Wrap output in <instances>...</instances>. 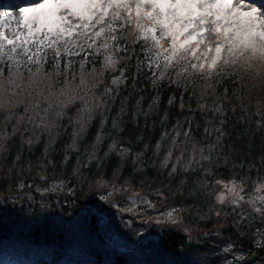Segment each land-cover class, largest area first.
Segmentation results:
<instances>
[{"label": "trees", "instance_id": "1", "mask_svg": "<svg viewBox=\"0 0 264 264\" xmlns=\"http://www.w3.org/2000/svg\"><path fill=\"white\" fill-rule=\"evenodd\" d=\"M107 22L39 64L0 51V264H264V208L218 199L222 182L264 185V73L165 66L128 17ZM141 197L177 221L120 238L103 205Z\"/></svg>", "mask_w": 264, "mask_h": 264}, {"label": "snow or ice", "instance_id": "2", "mask_svg": "<svg viewBox=\"0 0 264 264\" xmlns=\"http://www.w3.org/2000/svg\"><path fill=\"white\" fill-rule=\"evenodd\" d=\"M145 5L150 6L146 11L144 10ZM231 7L232 0H135L134 4H130L129 0H55V2L45 0L38 7L24 13L27 32L17 33L11 38L0 32V51L10 46V52L23 55L27 61L39 64L41 46L46 45L53 49L54 58L61 55L56 48V45L59 44L67 45L71 41V47H79L83 50L85 45L74 42V37L83 36L85 40H91L92 35L89 34L91 29H95L93 33L95 37L102 36L106 31L115 32L113 23H106L109 15L111 14L112 21L121 20L120 12L113 10L123 9L128 13L129 23H131L130 17L133 15L134 8L137 21L135 26L140 31L141 38L152 41L154 46L160 47H162L161 39L170 41L169 47L164 48V52L168 53L164 59L169 65L177 59H185L187 56L197 60L203 57L204 60H207L208 53L214 52L207 65L208 68H214L222 59V53L227 51L228 54L235 55L236 49L239 47V45L233 44L235 36L230 35L231 29L225 28L220 23L223 19V10ZM61 9L67 10V14L60 15ZM244 15L255 19L254 13L247 12ZM29 16H32L33 20L37 22L35 27L27 23ZM142 16L152 21L150 28L139 23ZM73 20L77 22L73 23ZM98 25H104V27L97 28ZM157 28L163 29L159 36H157ZM252 37L256 39H251ZM109 39L116 40L117 37L112 35ZM257 40L264 42V20H256L255 25L246 34V41L242 43L245 48L251 47L252 51H256ZM206 41L209 42L201 50V45H205ZM225 42H227V47ZM87 47L91 48L92 44H88ZM103 47L107 48L108 44L105 43ZM65 52L69 55L79 54L72 53L69 48H65ZM239 54L243 55L244 53L240 52ZM107 62L109 66L115 64L111 56L107 57ZM191 67L203 69L205 64L203 62L199 65L191 64ZM112 82L117 84L123 81L114 79ZM173 99H170L168 103L172 104ZM38 108L39 105H37ZM216 111L220 110L216 109ZM50 123L51 121H49ZM41 130L47 131L48 129L45 127ZM204 131L208 135L212 134V130L209 128H205ZM215 131L218 133V137L225 135L220 129ZM187 134L188 130H185V135ZM31 142L30 139L26 141L29 144Z\"/></svg>", "mask_w": 264, "mask_h": 264}, {"label": "rangeland", "instance_id": "3", "mask_svg": "<svg viewBox=\"0 0 264 264\" xmlns=\"http://www.w3.org/2000/svg\"><path fill=\"white\" fill-rule=\"evenodd\" d=\"M14 2V1H13ZM45 0H18L15 3H10L8 0L3 4L0 5V32L4 33L9 38L13 37L15 34H24L27 32V24H25V17L24 13L27 12L29 9H34L38 7L40 4L44 3ZM55 2V0H52ZM130 4H134L135 0H129ZM254 3H258L257 0L253 1H246L245 4L242 6L240 2L236 0H232V7L230 9L223 10V19L220 21L221 24L225 28H230L231 33L230 35L235 36L233 40V44L239 45L236 49L235 55H230L227 53H222V59L218 61L214 68H208L207 65L210 63L214 52L208 53L207 60H204L203 57L200 60H197L191 56H187L185 59H182L180 62V66H184L187 63L199 65L200 63H204L205 67L200 69L197 67L198 71L205 72L206 75H210L217 70V68L222 67L223 65H248L254 68V72L256 74H263L264 73V42L259 40L256 41V51H252L251 47L245 48L242 42L246 41V34L250 31V28L255 25L256 20H264V16L259 14L258 8ZM150 6L145 5L144 10H148ZM113 11H119L120 15L124 12L121 17H128L129 15L123 9H114ZM135 9L133 8V15L130 17V20L134 25H136V17L134 15ZM251 12L255 14V19L245 16L244 13ZM60 15H66L67 10L61 9ZM72 19V17H69ZM112 20L111 14L109 15L108 20ZM77 21L73 20V23ZM27 23L32 24L33 27L36 26V21L33 20L32 16L27 18ZM107 23V21H106ZM139 23L144 25L146 28H150L152 26V21L148 20L146 17L142 16L139 20ZM104 27V25H98L97 28ZM136 27V26H135ZM137 30V28H136ZM259 30V29H257ZM95 29H91L90 32L94 33ZM163 31L161 28H157V36ZM104 35V34H103ZM102 35V36H103ZM138 41L141 44L145 45L149 49H151L153 53V60L157 62L164 63L165 66L168 65L164 57L168 55L167 52H164V48L169 47L170 41L168 39H161L160 46H154V42L144 40L141 38V33L139 31ZM83 36L78 38L74 37V40L82 39ZM183 39V38H182ZM251 39H256L252 37ZM209 41H206L205 45H201V50L205 48ZM226 47L227 42H225ZM195 47V45H193ZM243 52V55L239 53ZM199 55V53H197ZM227 60V63H225ZM178 66V65H177ZM244 190L240 187V185L236 182H222L221 183V193L219 194L218 199L221 201L224 198H230L231 200H236V197H245L243 201L249 200V202H253L255 205L259 206V208H264V185H257L250 191H241ZM245 195V196H244ZM239 203V200H236ZM103 222L107 225L109 223L118 224V227H122L120 230L121 232L118 233L120 238L125 239L126 237L133 235L134 237L137 236L138 232L140 231L138 227H143L151 223V220L155 222H159L161 220H169V221H177L176 218L172 215V210L166 209L162 206H158L156 203L153 202L149 197H141V199H129L127 200H120L116 203H107V205H103ZM117 207V208H115ZM128 213V218L135 220V226H137L135 231L134 229L129 227V223L127 220L124 222V217ZM127 218V217H126ZM139 224H144L139 226ZM186 231H191L190 227L181 226ZM149 233L151 232V228L148 229ZM133 232V233H132ZM111 235L117 239H120L115 232L112 231ZM138 237V236H137ZM142 238V237H141ZM123 239L121 241H123ZM138 239V238H137ZM140 239V238H139ZM127 240L130 241L129 238ZM135 241H137L135 239ZM124 246V245H123ZM250 259V258H248ZM58 264H69V263H58ZM136 264H169V263H162L154 260H137ZM173 264H178L177 262Z\"/></svg>", "mask_w": 264, "mask_h": 264}, {"label": "bare ground", "instance_id": "4", "mask_svg": "<svg viewBox=\"0 0 264 264\" xmlns=\"http://www.w3.org/2000/svg\"><path fill=\"white\" fill-rule=\"evenodd\" d=\"M7 0H0V5H3ZM10 3H15L18 0H8ZM14 1V2H13ZM240 2V5H244L246 1H253V0H236ZM258 3H254L258 8V13L264 16V0H257Z\"/></svg>", "mask_w": 264, "mask_h": 264}, {"label": "water", "instance_id": "5", "mask_svg": "<svg viewBox=\"0 0 264 264\" xmlns=\"http://www.w3.org/2000/svg\"><path fill=\"white\" fill-rule=\"evenodd\" d=\"M252 256H254V254H252V255H249V256H248V258H251Z\"/></svg>", "mask_w": 264, "mask_h": 264}]
</instances>
